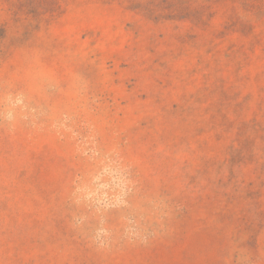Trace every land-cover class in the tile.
<instances>
[{
    "label": "rangeland",
    "instance_id": "obj_1",
    "mask_svg": "<svg viewBox=\"0 0 264 264\" xmlns=\"http://www.w3.org/2000/svg\"><path fill=\"white\" fill-rule=\"evenodd\" d=\"M10 108L0 264H264V0H0ZM88 145L127 168L103 244L74 220Z\"/></svg>",
    "mask_w": 264,
    "mask_h": 264
},
{
    "label": "clouds",
    "instance_id": "obj_2",
    "mask_svg": "<svg viewBox=\"0 0 264 264\" xmlns=\"http://www.w3.org/2000/svg\"><path fill=\"white\" fill-rule=\"evenodd\" d=\"M21 103H23L22 99L17 98L15 104ZM14 118L11 108L6 112L0 111V119H7L11 122ZM83 155L93 164H98V168L85 177L78 176L73 182L71 200L77 208L83 210L79 216H74V220L77 226H82L85 222L96 221L99 226L95 229L94 239L103 244L111 235L109 227L105 226L107 224L106 214L114 209L128 207L126 199L108 196L106 188L126 178L127 168L116 149L101 151L95 145H88ZM143 220V216L135 220L128 216L122 218L124 234L128 239L147 242L148 237L142 227Z\"/></svg>",
    "mask_w": 264,
    "mask_h": 264
}]
</instances>
